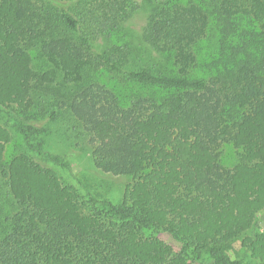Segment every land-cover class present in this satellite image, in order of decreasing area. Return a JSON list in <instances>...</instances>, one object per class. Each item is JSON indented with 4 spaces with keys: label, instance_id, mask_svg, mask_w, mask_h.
Here are the masks:
<instances>
[{
    "label": "trees",
    "instance_id": "1",
    "mask_svg": "<svg viewBox=\"0 0 264 264\" xmlns=\"http://www.w3.org/2000/svg\"><path fill=\"white\" fill-rule=\"evenodd\" d=\"M5 111L25 146L6 160L0 124V264H242L239 239L264 264V0H0ZM46 123L132 180L108 218L41 163Z\"/></svg>",
    "mask_w": 264,
    "mask_h": 264
},
{
    "label": "rangeland",
    "instance_id": "2",
    "mask_svg": "<svg viewBox=\"0 0 264 264\" xmlns=\"http://www.w3.org/2000/svg\"><path fill=\"white\" fill-rule=\"evenodd\" d=\"M137 1L141 2V0ZM145 22L146 16L143 13L131 20V30L135 31L138 38ZM149 58L150 55H147L145 59ZM7 116L6 111L0 112V124H6L12 134V140L6 149V160H9L12 156L23 152L25 144L23 136L13 127L14 122L8 121ZM46 126L49 125L46 123ZM49 127L52 133L51 146L46 149L43 158H40L41 163L55 170L65 184L73 185L81 193L86 212L99 213L103 219L108 218L110 204L121 203L125 189L132 180L128 177H114L101 173L94 167L91 151L85 144L78 143L74 135L67 133L60 124ZM223 151V163L229 168L234 166L237 161L236 152L229 147L224 148ZM52 158L60 159L63 165L58 159L55 162ZM68 166H71L70 169H67ZM256 223L257 229L264 232V212L257 216ZM152 241L157 248L170 257L181 253L182 244L168 233H158L153 236ZM229 255L242 264H255L244 247L242 239L232 244Z\"/></svg>",
    "mask_w": 264,
    "mask_h": 264
}]
</instances>
